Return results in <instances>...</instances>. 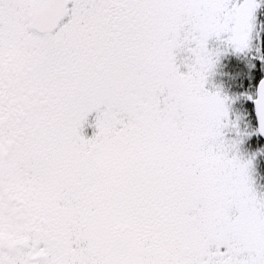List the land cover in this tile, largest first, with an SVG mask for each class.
Segmentation results:
<instances>
[{
	"label": "snow or ice",
	"instance_id": "obj_1",
	"mask_svg": "<svg viewBox=\"0 0 264 264\" xmlns=\"http://www.w3.org/2000/svg\"><path fill=\"white\" fill-rule=\"evenodd\" d=\"M0 264H264V0H0Z\"/></svg>",
	"mask_w": 264,
	"mask_h": 264
}]
</instances>
